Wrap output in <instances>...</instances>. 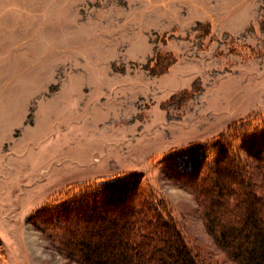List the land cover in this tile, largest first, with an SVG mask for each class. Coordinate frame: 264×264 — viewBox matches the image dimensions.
Here are the masks:
<instances>
[{
    "label": "rangeland",
    "instance_id": "obj_1",
    "mask_svg": "<svg viewBox=\"0 0 264 264\" xmlns=\"http://www.w3.org/2000/svg\"><path fill=\"white\" fill-rule=\"evenodd\" d=\"M255 116L264 0H0V264H80L41 210L124 172L169 203L208 264H237L162 158Z\"/></svg>",
    "mask_w": 264,
    "mask_h": 264
},
{
    "label": "trees",
    "instance_id": "obj_2",
    "mask_svg": "<svg viewBox=\"0 0 264 264\" xmlns=\"http://www.w3.org/2000/svg\"><path fill=\"white\" fill-rule=\"evenodd\" d=\"M228 127L207 142L167 151L162 163L193 191L207 232L228 258L264 264V120ZM169 206L150 183L124 172L75 182L41 211L51 216L62 254L80 264H208Z\"/></svg>",
    "mask_w": 264,
    "mask_h": 264
},
{
    "label": "bare ground",
    "instance_id": "obj_3",
    "mask_svg": "<svg viewBox=\"0 0 264 264\" xmlns=\"http://www.w3.org/2000/svg\"><path fill=\"white\" fill-rule=\"evenodd\" d=\"M102 237V236H101Z\"/></svg>",
    "mask_w": 264,
    "mask_h": 264
}]
</instances>
